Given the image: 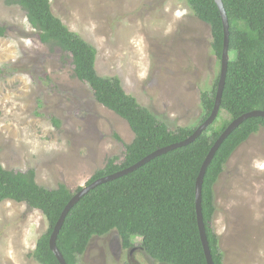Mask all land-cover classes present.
Here are the masks:
<instances>
[{
  "label": "rangeland",
  "instance_id": "rangeland-1",
  "mask_svg": "<svg viewBox=\"0 0 264 264\" xmlns=\"http://www.w3.org/2000/svg\"><path fill=\"white\" fill-rule=\"evenodd\" d=\"M49 2L53 14L96 49L100 76L118 77L170 131L199 124V94L219 77L220 62L209 27L186 0ZM0 28V164L33 170L38 185H65L73 193L109 158H121L133 134L74 78L69 60L40 43L21 8L0 0ZM225 119L221 113L218 124ZM214 193L211 226L222 264H264V128L234 151ZM47 228L40 212L1 202L0 264H38L31 255ZM133 244L132 251L122 249L114 231L93 237L79 264H159L141 250V238Z\"/></svg>",
  "mask_w": 264,
  "mask_h": 264
},
{
  "label": "trees",
  "instance_id": "trees-1",
  "mask_svg": "<svg viewBox=\"0 0 264 264\" xmlns=\"http://www.w3.org/2000/svg\"><path fill=\"white\" fill-rule=\"evenodd\" d=\"M18 6L40 43L57 49L69 60L73 76L86 84L95 101L124 120L132 134L121 158H109L86 182L125 170L160 148L188 138L212 112L218 77L209 90L199 94V124L174 131L137 99L128 94L116 76L103 77L96 70V49L56 17L49 0H2ZM229 32V58L220 111L214 123L193 143L161 155L134 172L90 190L69 211L56 240L66 264H79L93 237L114 231L121 247H134L141 238L144 253L159 264H207L200 241L195 207V183L200 167L226 126L241 115L264 111V0H221ZM193 15L210 30L211 50L220 62L224 29L214 0H186ZM0 28V37L4 36ZM221 113L228 119L218 124ZM55 127L59 122L52 119ZM264 128V118L242 123L222 143L203 178L201 213L214 264H222L219 238L211 224L216 206L214 188L234 151ZM73 193L65 186L46 189L36 183L35 172L6 170L0 164V203L13 201L40 212L48 228L31 255L38 264H59L49 247L52 230ZM122 264H130L124 262Z\"/></svg>",
  "mask_w": 264,
  "mask_h": 264
},
{
  "label": "water",
  "instance_id": "water-1",
  "mask_svg": "<svg viewBox=\"0 0 264 264\" xmlns=\"http://www.w3.org/2000/svg\"><path fill=\"white\" fill-rule=\"evenodd\" d=\"M216 3V6L219 10L222 23H223V29H224V40H223V50L221 54V59H220V72H219V77H218V82L216 86V93H215V101H214V106L212 109L211 114L203 121L201 122L194 132L185 140L172 144L170 146L160 148L156 150L155 152L151 153L150 155L146 156L143 158L141 161L138 163L134 164L133 166L116 172L112 175L104 176L101 178H98L94 180L92 183H90L87 186L82 187L77 193H75L70 201L67 203L65 208L63 209L62 213L60 214V217L58 218L52 233L50 235L49 239V247L54 256L56 257L57 261L59 264H66L63 256L59 252V250L56 247V240L57 237L60 233V230L63 226L64 220L69 213V211L83 198L90 190H93L94 188L112 182L114 180H117L125 175H128L138 168L142 167L146 163L150 162L151 160L161 156L165 155L170 151H173L178 148L185 147L191 143H193L203 132L207 130L209 126H211L214 121L217 119L219 111H220V104H221V98L224 90V85H225V79H226V72H227V67H228V62H229V50H228V43H229V32H228V21L226 17V13L222 4L221 0H214ZM252 118H264V111L260 110H255L251 112H247L240 117L232 120L226 128L223 130V132L220 134V136L216 139L214 142L213 146L209 150L208 154L206 155L197 179L195 183V207H196V216H197V226H198V231H199V236H200V241L203 247L205 259L207 264H214L212 260V256L210 253V249L208 246V241L205 233V226L202 220V213H201V190H202V183H203V178L206 173V170L208 166L210 165L215 153L219 149V147L222 145V143L227 139V137L235 130L237 129L242 123L247 121L248 119Z\"/></svg>",
  "mask_w": 264,
  "mask_h": 264
},
{
  "label": "flooded vegetation",
  "instance_id": "flooded-vegetation-1",
  "mask_svg": "<svg viewBox=\"0 0 264 264\" xmlns=\"http://www.w3.org/2000/svg\"><path fill=\"white\" fill-rule=\"evenodd\" d=\"M134 248V247H133ZM141 250H142V248H141ZM126 251H132V248L131 249H129V250H126ZM144 252V251H143Z\"/></svg>",
  "mask_w": 264,
  "mask_h": 264
}]
</instances>
